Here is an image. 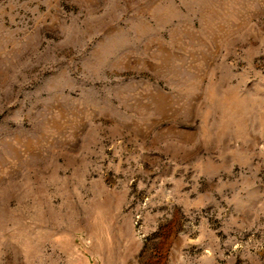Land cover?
<instances>
[{"label": "rangeland", "instance_id": "374dc122", "mask_svg": "<svg viewBox=\"0 0 264 264\" xmlns=\"http://www.w3.org/2000/svg\"><path fill=\"white\" fill-rule=\"evenodd\" d=\"M0 264H264V0H0Z\"/></svg>", "mask_w": 264, "mask_h": 264}]
</instances>
